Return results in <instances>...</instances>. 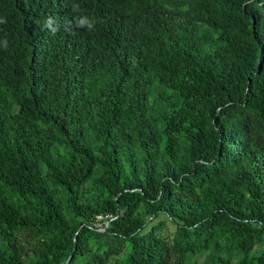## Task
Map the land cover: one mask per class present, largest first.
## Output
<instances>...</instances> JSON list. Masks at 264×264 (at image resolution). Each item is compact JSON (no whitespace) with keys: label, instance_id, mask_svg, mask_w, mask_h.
Listing matches in <instances>:
<instances>
[{"label":"trees","instance_id":"obj_1","mask_svg":"<svg viewBox=\"0 0 264 264\" xmlns=\"http://www.w3.org/2000/svg\"><path fill=\"white\" fill-rule=\"evenodd\" d=\"M0 264H264V0H0Z\"/></svg>","mask_w":264,"mask_h":264},{"label":"rangeland","instance_id":"obj_2","mask_svg":"<svg viewBox=\"0 0 264 264\" xmlns=\"http://www.w3.org/2000/svg\"><path fill=\"white\" fill-rule=\"evenodd\" d=\"M173 231V227L172 226H168V234L172 233Z\"/></svg>","mask_w":264,"mask_h":264},{"label":"clouds","instance_id":"obj_3","mask_svg":"<svg viewBox=\"0 0 264 264\" xmlns=\"http://www.w3.org/2000/svg\"><path fill=\"white\" fill-rule=\"evenodd\" d=\"M83 23H84V21H83V20H81V21H80V24H81V25H83ZM90 27H91V25H90Z\"/></svg>","mask_w":264,"mask_h":264}]
</instances>
